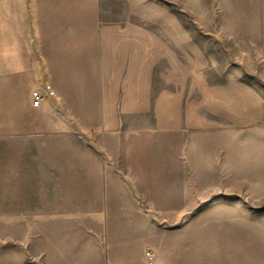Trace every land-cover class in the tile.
<instances>
[{
    "label": "crops",
    "instance_id": "1",
    "mask_svg": "<svg viewBox=\"0 0 264 264\" xmlns=\"http://www.w3.org/2000/svg\"><path fill=\"white\" fill-rule=\"evenodd\" d=\"M112 4L103 0L107 17ZM41 7V0H0V214L27 215V254H16V247L23 246L20 240H0V264H145L146 250L153 252L152 264L171 262L177 250L182 258L175 263L200 262L205 226L191 219L207 213L203 186L198 195L185 188L183 207L175 213L183 214L187 223L182 229H167L159 222L161 209L155 200L160 194L136 189L147 172L144 160L150 158L152 166L158 163L159 148L97 142L96 136L119 129L108 119L178 118L175 112L182 108L207 113L208 103L218 102L208 88L220 86L224 77L234 79L211 60L218 52L208 46L232 49L234 54L240 36L225 31L128 30L120 14L93 32L98 42L90 43L87 52L76 56L74 49L66 53L58 48L54 68L43 49L33 58L27 47V39L44 38L42 32L27 31V23L46 21ZM52 21L62 22L63 16ZM45 66L49 78L43 75ZM74 71L89 72L87 82L77 84ZM63 72L66 89L58 80ZM27 76L37 84H50L59 102L90 104L97 112L90 117L105 121L89 128L88 142L64 124V119L79 116L73 110L68 117L58 112L55 126H27V109L17 110L16 95L18 86H27ZM196 87L199 96L193 97L191 88ZM192 103L194 107L185 106ZM233 111L238 118L234 108L231 117ZM21 118L23 126H17ZM182 150L185 184L240 182L239 156L234 155L238 142L185 144ZM156 174L158 169L151 171L147 181L159 182ZM5 245L12 248L8 254L1 253Z\"/></svg>",
    "mask_w": 264,
    "mask_h": 264
},
{
    "label": "rangeland",
    "instance_id": "2",
    "mask_svg": "<svg viewBox=\"0 0 264 264\" xmlns=\"http://www.w3.org/2000/svg\"><path fill=\"white\" fill-rule=\"evenodd\" d=\"M112 1L107 17L103 0H41V14L46 21L27 23V31L42 32L44 35L42 39H27L33 58H39L41 48L47 54L49 63L56 68L58 48L66 53L74 49L78 56L80 51L88 49L90 43L96 42L97 45L98 38L92 39L93 32L104 29L103 21L118 18L120 14L126 19L127 23L123 25L128 30L180 29L238 34L239 49H234V54L232 49L208 46L209 50L218 52L210 55L211 60L220 63L223 69L227 68L224 73L234 75V79L224 77L219 80L220 86L208 88V94L213 90L218 102H209L207 113H200L198 109L195 112L191 109L184 111L182 108L175 112L180 116L178 118L108 119V123L119 129L97 135L96 141L159 148L158 163L154 161L152 166L150 158L144 160L142 167L147 172L142 177L143 181L136 184V189L160 194H154L159 197L155 200L161 209L159 222L167 229H182L187 223L183 214L175 213L176 209L183 207L185 188H191L193 194L196 192L198 195L200 186H203L202 193L207 194V213L193 215L191 220L192 224L202 220L205 246L202 247L201 261H193V264H264V0H192L191 4L187 0H122V6L118 5L120 0ZM62 16V22L52 21ZM92 19L101 23L88 21ZM72 20L76 22L71 23ZM58 35L63 37L56 38ZM29 56L32 57L27 55V62L31 63ZM43 73L48 77L46 66ZM72 73L77 84L87 82L89 72ZM98 74L96 72V76ZM63 76L64 72L60 73L58 80L66 89L67 81ZM43 84H37L27 76V86L17 87V110L27 109V126H42V123L55 126L58 112L68 117L73 110L79 116L64 119V124L77 130L76 136L81 141L88 142L92 136L89 128L105 120L90 117L97 114L89 109L90 104L59 102L56 94L47 98L41 106H33V91L36 88L43 91ZM191 89L193 97L199 96L198 87ZM185 106L194 107L195 104ZM232 108L238 110V118L234 111L231 117ZM189 115L204 116L190 118ZM19 124L23 126V118L17 119V126ZM231 140L239 143V150L234 151V155L239 156L240 182L184 183L182 149L185 144L231 143ZM228 152L231 154V151ZM141 153L151 154L148 151ZM157 169L159 182L147 181L152 177L149 176L151 171L154 170L155 174ZM3 210L6 209L1 208ZM11 239L20 240L23 244L16 247V254H27V215L0 214V240ZM11 249L1 246V253L8 254ZM176 252L178 255H172L173 260L167 264H177L174 259L182 258L180 251ZM194 258L192 255V260ZM144 259L145 264H149Z\"/></svg>",
    "mask_w": 264,
    "mask_h": 264
},
{
    "label": "built area",
    "instance_id": "3",
    "mask_svg": "<svg viewBox=\"0 0 264 264\" xmlns=\"http://www.w3.org/2000/svg\"><path fill=\"white\" fill-rule=\"evenodd\" d=\"M55 94V90L53 89V87L46 83L44 85V90H40L39 88H36L34 91H33V106L35 107H39L41 106L45 100L51 96H53ZM145 256H146V259H147V262L149 264H152L153 263V252L151 250H146L145 251Z\"/></svg>",
    "mask_w": 264,
    "mask_h": 264
}]
</instances>
